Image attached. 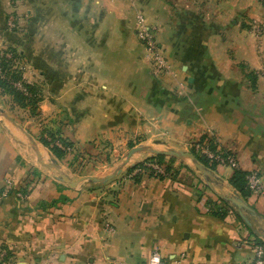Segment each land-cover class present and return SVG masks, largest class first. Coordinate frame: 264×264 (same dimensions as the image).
<instances>
[{"label": "crops", "instance_id": "crops-1", "mask_svg": "<svg viewBox=\"0 0 264 264\" xmlns=\"http://www.w3.org/2000/svg\"><path fill=\"white\" fill-rule=\"evenodd\" d=\"M38 3L52 19L37 38L43 77L54 85L53 96L42 90L41 109L58 117L57 125L86 156L108 142L159 141L183 151L211 134L237 168L258 174L264 188V34L252 26L256 20L264 28L262 4ZM139 18L154 28L175 77L153 73L137 36ZM3 125L0 249L16 264H137L155 249L162 264L241 263L251 259L253 243L264 241V195L245 201L258 214L250 217V228L197 173L166 157L162 173L130 169L137 160L104 185L69 188L36 168ZM216 169L229 185L233 168Z\"/></svg>", "mask_w": 264, "mask_h": 264}, {"label": "rangeland", "instance_id": "rangeland-1", "mask_svg": "<svg viewBox=\"0 0 264 264\" xmlns=\"http://www.w3.org/2000/svg\"><path fill=\"white\" fill-rule=\"evenodd\" d=\"M39 4L38 0H5V2L4 0H0V75L5 77L8 87L22 93V95L27 98L34 97L32 93H35L36 98L39 99V102L35 106H31V108L30 106L23 108L14 100V97L10 95L8 91L0 88V109L4 110L9 117L16 120L20 126L33 137L37 142L40 151L44 154L46 162H49L48 160L51 158L56 160L60 165L61 170L72 179H78L82 176H94L96 174L98 176L105 172H110L123 162L125 154L131 148L137 146L136 143H138V141L133 143L130 141L127 146L123 147L110 146L108 141H104L105 143L108 142L107 145L102 144L100 148L98 147L100 151L98 153L96 152V155L93 154L88 157L83 153L81 147L78 148V145L66 136V133L61 130L62 126L57 125V122L59 121L56 118L58 117L44 115L42 112V90H46L47 93L53 96L52 90L54 85L51 79H47V76L45 78L43 77L42 56H40L41 52L39 51L41 44H38L37 38L38 28L50 26L52 19L49 18L50 13L44 11L46 10L45 8L39 7ZM257 4L259 6L261 3L258 2ZM146 26L148 27L149 25L146 24ZM149 27L154 29L151 26ZM51 54L52 52L48 51V57L50 59L52 58ZM146 58L149 60L148 55H146ZM2 60L5 61L4 63H7V68L2 67ZM165 60L168 62L166 57ZM168 65L170 66L171 73L164 74L166 73L164 72L162 75L175 77L176 73L169 62ZM151 68L154 74H159L155 71L156 69L153 68L152 64ZM50 70H52V68H50ZM13 75L16 77L20 75L21 82L15 81ZM45 75H47L46 72ZM50 75L52 76V73H50ZM25 86L30 88V92ZM49 101L52 102L53 99H50ZM32 111L35 115H32ZM64 118L65 123L68 122V116H64ZM3 124L10 131L9 135L12 142L20 150H22V147L27 150L29 161L34 164L36 168L49 172L48 169L44 168L36 161L35 153L31 149L26 138L6 121H3ZM210 136L212 137L211 134ZM40 138L45 140L51 146L53 145L60 149L62 151L61 158H56L48 148L44 147L40 143ZM193 141H190V143ZM141 144L152 145V142H143ZM130 146L133 147L130 148ZM155 147L157 149L169 148L168 146L166 147L163 145ZM190 150L193 149L188 147L183 151L190 152ZM149 157L151 156L146 154L135 155L123 170H127V168L133 164L132 162L137 160H141L138 163H145L146 165L153 163H146L145 160ZM168 160H170V158H168ZM178 162L190 167L192 166L187 161ZM74 170H76V173H81V175L75 174ZM215 171L217 172V169ZM10 181L12 182V180Z\"/></svg>", "mask_w": 264, "mask_h": 264}, {"label": "water", "instance_id": "water-1", "mask_svg": "<svg viewBox=\"0 0 264 264\" xmlns=\"http://www.w3.org/2000/svg\"><path fill=\"white\" fill-rule=\"evenodd\" d=\"M7 121L11 124L23 137L26 138L31 149L35 153L37 162L48 169L53 178L65 184L69 188H76L80 185H104L119 176L123 171V168L128 165L131 158L138 154H146L153 157H168L175 159L180 162L187 161L192 166H188L193 172L197 173L199 177L204 181L206 186L213 192V194L219 198L221 201L230 206L237 216L251 228L250 217H258L256 211L246 203L238 193L231 188L229 185H225L223 180L218 177L214 171L208 169L207 167L200 164L194 154L188 151L175 150L172 148L157 149L155 146L160 145L159 141L153 142L152 145L149 144H139L131 148L124 156L123 162L108 172L106 175L98 176H82L78 179H72L66 173H64L58 162L54 159H50L49 162H44L42 158V153L37 142L33 137L28 134L13 118L9 117L7 113L0 109V122Z\"/></svg>", "mask_w": 264, "mask_h": 264}, {"label": "built area", "instance_id": "built-area-1", "mask_svg": "<svg viewBox=\"0 0 264 264\" xmlns=\"http://www.w3.org/2000/svg\"><path fill=\"white\" fill-rule=\"evenodd\" d=\"M262 4L264 8V0H257ZM139 28L137 36L146 50V55L151 62L153 68H155L159 74H170L171 69L168 62L165 60L164 51L156 41L155 30L146 26L145 21L142 18L138 19ZM252 26L258 36L264 34V28L262 25L254 20ZM211 144L216 145V149L211 148ZM189 147L199 155L204 156L209 161L214 162L217 167L228 166L233 169H237V163L235 158L230 153H225L220 150L216 141L211 136H205L203 139L193 141ZM149 171L155 173H162L163 168L160 164L151 163L146 165ZM140 172V170H138ZM247 188L251 197H258L264 195V188L260 182L259 176L256 172H249L246 176ZM11 185V184H9ZM19 197L23 198V194H19ZM251 259L241 263H226V264H264V241L259 243H253L251 245ZM0 264H16L14 260L7 254L5 249H0ZM107 264H123L122 262L109 261ZM137 264H162V260L158 250H153L149 258L146 261L139 262Z\"/></svg>", "mask_w": 264, "mask_h": 264}, {"label": "trees", "instance_id": "trees-1", "mask_svg": "<svg viewBox=\"0 0 264 264\" xmlns=\"http://www.w3.org/2000/svg\"><path fill=\"white\" fill-rule=\"evenodd\" d=\"M5 61H1V64H2V67L3 68H7V63H4ZM2 73H3V69H2ZM14 77V80L15 81H20L21 80V76L18 75L17 77L15 75H13ZM21 82V81H20ZM25 85V84H24ZM26 89L28 90L29 89V92H30V88H28L27 86H25ZM0 88H2L3 90H6L9 92L10 95H12L14 97V100L23 108L25 107H29L31 108V106H35L38 102H39V99L36 98V95L35 93H32L34 97L32 98H27L25 96L22 95V93H19L17 92L15 89L13 90V88H10L7 86L6 84V80H5V77L1 76L0 75ZM32 115H35L34 112L32 111ZM203 139V138H201ZM40 143L49 149V151L56 157V158H61L62 156V151L60 149H58L56 146H51L49 143H47L45 140H43L42 138H40ZM133 147V146H130V148ZM211 148L212 149H216V145L215 144H211ZM190 152L192 154L195 155L196 157V160L202 164L203 166L207 167L208 169L212 170V171H215L216 170V164L214 162H209V160L207 158H205L204 156L202 155H199L197 154L196 152H194V150H190ZM226 153V152H225ZM165 160V157H149L147 158L146 163H150V162H154V163H157V164H163V161ZM170 161L171 162H175V160L171 159L170 158ZM146 166L145 163H138L136 165H134L133 167H131L130 169H133L135 167H144ZM147 168V167H146ZM145 168V169H146ZM74 173L75 174H79L81 175V173L77 172L76 173V170H74ZM247 172L245 171H242L241 169L237 168V169H233V172L231 174V176L229 177L228 179V183L229 185L235 190L238 192V194L240 195V197L244 200V201H247V199L250 197V192L247 188V181H246V176H247ZM217 201L220 203V204H223L227 209H229V206H227L226 203H224L223 201H221L220 199H217ZM211 202H209V205H210ZM212 205V203H211ZM214 206V205H213ZM232 211V210H231ZM219 211H215L213 212V210H211V213H213L214 215H217ZM9 255V254H8Z\"/></svg>", "mask_w": 264, "mask_h": 264}, {"label": "bare ground", "instance_id": "bare-ground-1", "mask_svg": "<svg viewBox=\"0 0 264 264\" xmlns=\"http://www.w3.org/2000/svg\"><path fill=\"white\" fill-rule=\"evenodd\" d=\"M48 160V159H47ZM48 161H50V160H48Z\"/></svg>", "mask_w": 264, "mask_h": 264}]
</instances>
